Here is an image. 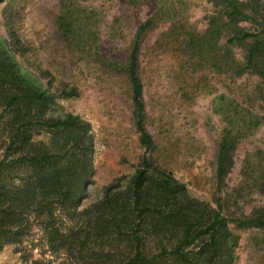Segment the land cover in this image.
Masks as SVG:
<instances>
[{"label":"trees","instance_id":"obj_1","mask_svg":"<svg viewBox=\"0 0 264 264\" xmlns=\"http://www.w3.org/2000/svg\"><path fill=\"white\" fill-rule=\"evenodd\" d=\"M208 1L216 9L204 32L175 22L157 37L154 47L177 48L195 72L207 69L228 80L256 77L257 90L264 93V1ZM83 14V10L63 9L58 17L61 36L71 46L87 30ZM162 14L157 9L137 27L124 66L104 62L130 85L134 127L150 157L143 156L142 166L125 186H106L103 196L82 211L78 208L94 173L90 125L70 113L53 115L56 99L76 98L77 90L64 86L53 94L50 83L44 87L21 69L0 43V133L5 138L0 159V252L6 244L20 243L36 221L53 254L64 252L75 261H88L85 256H90L91 262L83 264H234L239 236L230 224L236 230L264 233V204L247 215L223 213L230 197L235 205L248 203L254 195L264 197L261 149L245 154L238 185L222 196L239 144L263 122L248 107L226 94H220L213 105L222 125L214 161L216 207L192 197L170 172L152 165L156 145L145 128L139 57L146 37L164 21ZM245 23L253 30L242 26ZM9 37L22 52L15 34L9 31ZM234 47L243 50V62L236 59ZM41 134L48 135L46 142L34 140Z\"/></svg>","mask_w":264,"mask_h":264},{"label":"rangeland","instance_id":"obj_2","mask_svg":"<svg viewBox=\"0 0 264 264\" xmlns=\"http://www.w3.org/2000/svg\"><path fill=\"white\" fill-rule=\"evenodd\" d=\"M63 9L83 10L87 20L82 39L72 46L62 38L58 27ZM157 9L162 10L164 21L146 37L139 57L145 128L156 145L151 157L153 167L170 172L192 197L216 207L219 194L214 161L222 125L213 105L220 94H226L263 119L254 135L239 144L223 197L238 185L245 154L264 150V93L259 94L260 81L256 77L244 75L228 80L207 69L195 72L177 48L154 47L157 37L175 22L204 32L208 17L216 9L208 0H136L135 3L130 0H5L0 3V43L4 49L11 51L21 69L32 73L44 87L50 83L53 94H58L64 86L75 88L76 98L56 99L53 115L63 117L70 113L90 125L94 173L78 211L97 202L106 186L117 183L125 186L142 166L146 153L134 127L130 85L123 74L104 62L124 66L137 27ZM242 26L253 30L248 23ZM9 31L19 40L17 47L22 52L12 45ZM234 53L243 62V50L234 47ZM34 140L46 142L48 135L35 136ZM4 141L0 133V159ZM227 202L225 215H247L254 207L264 204V197L254 195L248 203L237 202V205L233 203L234 197H230ZM230 228L239 236L234 264H264V233L254 229L236 230L233 224ZM152 247L149 244L148 249ZM85 258L88 261H75L64 252L53 254L36 221L31 222L20 243L6 244L0 252V264L91 262L90 256ZM105 263L116 264V261Z\"/></svg>","mask_w":264,"mask_h":264}]
</instances>
